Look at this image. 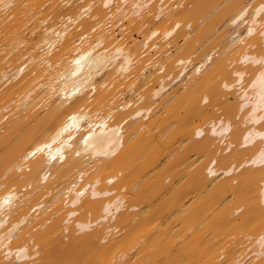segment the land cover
Returning a JSON list of instances; mask_svg holds the SVG:
<instances>
[{"label": "bare ground", "instance_id": "obj_1", "mask_svg": "<svg viewBox=\"0 0 264 264\" xmlns=\"http://www.w3.org/2000/svg\"><path fill=\"white\" fill-rule=\"evenodd\" d=\"M261 60L264 0H0V264H264Z\"/></svg>", "mask_w": 264, "mask_h": 264}, {"label": "rangeland", "instance_id": "obj_2", "mask_svg": "<svg viewBox=\"0 0 264 264\" xmlns=\"http://www.w3.org/2000/svg\"><path fill=\"white\" fill-rule=\"evenodd\" d=\"M121 1L124 2V0H121ZM124 4H125V3H124ZM96 5L100 6V2H97ZM187 29H188V28H184V31H186ZM134 33H135V35L138 34V32H134ZM180 37H181V35L178 34V35H177V38L180 39ZM177 38H176V40H178ZM13 43H14V42H12V45H14ZM260 62L263 63L264 61L261 60ZM235 83L240 84V81L238 80V81H236ZM250 98H253V95H251ZM231 99L233 100V98H231ZM217 111H218V110H217ZM218 112H221V111H218ZM220 145H222V147H223V146H225V143H223V144L221 143Z\"/></svg>", "mask_w": 264, "mask_h": 264}]
</instances>
